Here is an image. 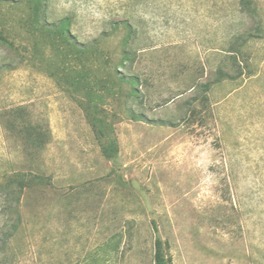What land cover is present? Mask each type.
<instances>
[{"label":"rangeland","instance_id":"374dc122","mask_svg":"<svg viewBox=\"0 0 264 264\" xmlns=\"http://www.w3.org/2000/svg\"><path fill=\"white\" fill-rule=\"evenodd\" d=\"M35 2L0 0V264H156V237L166 264H264V0ZM249 30L250 76H221Z\"/></svg>","mask_w":264,"mask_h":264},{"label":"trees","instance_id":"16d2710c","mask_svg":"<svg viewBox=\"0 0 264 264\" xmlns=\"http://www.w3.org/2000/svg\"><path fill=\"white\" fill-rule=\"evenodd\" d=\"M246 2H242V7L246 8L247 10H250L251 13H253L254 7L250 6L249 0H245ZM45 8V0H36L34 4V16L39 17L43 14ZM245 10V9H244ZM43 17L41 18V23L43 25L44 31H46L50 36H52V32L57 34L58 40L61 44L64 45L65 48H73V46H76L75 37L70 32V19L68 17L61 18L58 22L54 24H47L46 21H43ZM2 38V37H0ZM255 39V35L252 31H247L242 37H241V43L237 46L233 47L234 49L230 50L232 52V64L230 65L231 70L234 71V74L232 72H226L222 69H218V72L221 76H224L225 78H236L237 75L241 76L242 72L245 70L244 67L241 65L242 63L245 64V66L248 68L247 76H250L251 69H250V63H251V56L249 55V51H247V45L249 46L251 43V40ZM8 42L7 40H4ZM89 49H91V46H86ZM240 54V56H239ZM126 59L129 58V56H125ZM120 79H129L133 83L138 82V76L137 75H130L124 77H120ZM220 81V79H218ZM137 92V90H134ZM137 94H135V97ZM6 127L12 131H15L16 134L22 139L23 143L26 146L32 147L33 149H41L44 147V145L47 143L48 138V131L45 128V126L33 122V119L31 117V114L25 105H18L15 107H12L10 110L7 111L6 114V121H5ZM96 129V136L101 141V139L107 137V142L101 143V151L102 154L106 158L115 159L118 155V144L117 142L110 137V135H107L106 131L104 130V124L101 123V121H98L94 124ZM11 183H15V188L11 189L10 186H12L10 183L4 186L6 187V190L9 189V191H12L13 193L17 190L18 193L22 192V189L24 188L23 180L13 181ZM156 228V226H155ZM155 249H154V260L156 264H166V257L164 254V248H163V242L160 237H156L155 243H154Z\"/></svg>","mask_w":264,"mask_h":264}]
</instances>
